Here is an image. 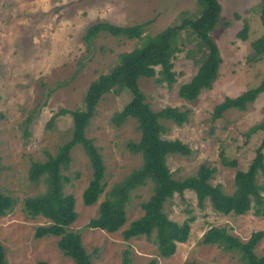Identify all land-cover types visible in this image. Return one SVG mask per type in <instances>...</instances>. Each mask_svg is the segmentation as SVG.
<instances>
[{"label":"rangeland","instance_id":"374dc122","mask_svg":"<svg viewBox=\"0 0 264 264\" xmlns=\"http://www.w3.org/2000/svg\"><path fill=\"white\" fill-rule=\"evenodd\" d=\"M218 2L220 18L210 36L222 61L211 87L203 89L195 101L178 96L179 85L196 72L200 55L194 36L187 37L184 30L179 33V50L172 59L175 82L168 86L154 78L140 77L138 85L153 110L174 106L189 111L187 121L181 125L170 120L162 122L164 138L179 139L190 148L188 155L167 156L173 177L182 179L205 163L215 169L211 183L231 193L235 171L247 167L263 135L258 131L247 137L245 132L264 120V90L243 110L230 108L218 118H213L212 112L225 97H235L264 79V57L250 59V43L262 35L263 27L259 0ZM198 14L196 0H0V189L15 200L13 209L0 217V243L6 264H74L58 248V237L34 236L35 228L49 220L40 215L28 216L23 199L45 190L43 181L35 184L28 180L31 162H44L48 155L54 156L71 136L70 113H57L82 108L90 82L109 72L119 54L139 44L136 39L108 33L98 34L87 44L83 38L87 27L97 21L120 26L142 24L143 34L152 36L179 24L185 16L193 19ZM244 25L245 39L239 36ZM129 100L127 90L104 94L85 130L105 164L104 190L97 202L86 206L81 200L91 177L90 162L81 145L71 149L68 168L61 170L70 179L63 191L73 196L77 213L69 230L80 233L91 264H150L153 260L154 264H242L237 253L203 244L202 236L212 226L224 227L245 241L253 231H264V216H255L251 211L221 214L208 200L199 206L191 190L175 194L164 206L167 216L178 223L192 217L187 240L177 243L169 257L158 254L153 235L127 240L122 235L127 224L142 215L140 202L151 194L150 182L130 192L126 222L119 230L110 233L86 226L97 216L104 193L141 164L140 155L128 147L130 141L140 138L136 120L128 118L119 126L111 122L113 113ZM220 152L226 159H235L237 167L222 165ZM254 252L258 256L264 253V235Z\"/></svg>","mask_w":264,"mask_h":264},{"label":"trees","instance_id":"16d2710c","mask_svg":"<svg viewBox=\"0 0 264 264\" xmlns=\"http://www.w3.org/2000/svg\"><path fill=\"white\" fill-rule=\"evenodd\" d=\"M199 14L196 18L183 17L179 24L168 26L155 35L143 34V25H115L109 22L97 21L89 25L84 33L87 44L100 33H108L115 37L136 39L139 44L129 52L119 54L118 61L109 72L99 75L92 80L83 96V106L80 109L67 111L61 109L57 115L69 112L72 120V133L54 156L48 155L44 162L32 161L28 169V180L31 183L43 181L45 190L23 199V210L30 217L38 215L49 220L46 225H39L34 230V236L58 237L57 246L63 254L71 258L74 264H91V255L82 244L78 231L69 230L77 218L74 208V198L65 194L63 185L70 179L62 173L71 161V149L79 144L82 146L91 167V177L81 194L82 203L86 206L97 202L104 190L103 179L105 164L101 153L86 136L85 130L94 115L96 106L102 96L108 92L127 90L130 100L111 116V122L119 126L128 118L136 120V128L140 132L137 142L130 141L128 147L134 154H139L141 164L133 169L122 181L114 183L104 193L97 210V216L91 218L87 227L97 228L107 232L119 230L126 222V204L130 192L147 182L151 184V194L140 202L142 215L132 221L122 230L125 240L132 237L154 236L157 252L162 257L171 256L177 243L185 242L188 238L192 217H187L178 223L170 219L164 206L168 199L175 194L182 195L185 190H191L199 206L204 201H210L211 207L221 214L233 213L242 215L252 212L255 216H264V120L251 126L245 132L250 135L262 131L260 143L254 150V156L244 169H237L233 177V190L225 193L220 184H212L214 167L205 163L198 166L195 173L182 179H175L166 163L171 154L188 155L189 146L179 139H167L162 136L165 127L162 122L173 121L181 125L187 121L189 111L180 110L174 106H164L153 110L145 101V95L140 90V77L154 78L158 83L165 82L171 86L176 80L172 59L179 50L177 41L184 30L187 37L194 36L195 46L199 52L197 70L194 75L178 87V96L195 101L203 89L210 88L218 76L219 65L222 61L217 45L210 36L215 24L220 18L218 0H196ZM260 2V22L263 33L250 43L252 53L250 59L264 57V0ZM247 26L244 25L239 36L246 38ZM264 90V79L259 85L243 91L235 97H225L213 109L212 117L218 118L230 108L243 110ZM55 115V116H57ZM53 117L49 120L51 122ZM222 165L237 167L235 159H226L220 152ZM2 166L0 163V172ZM261 180V181H260ZM15 204L14 198L3 193L0 189V217L10 212ZM264 231H253L245 241L230 234L224 227H210L202 236L203 244H215L226 252H235L242 264H264V253L256 255L254 249ZM0 264H6L4 248L0 243ZM36 264H49L37 261ZM150 264H154V260ZM183 264H198L186 261Z\"/></svg>","mask_w":264,"mask_h":264}]
</instances>
